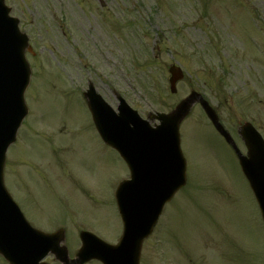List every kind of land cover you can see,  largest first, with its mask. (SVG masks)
<instances>
[{"label":"rangeland","instance_id":"rangeland-1","mask_svg":"<svg viewBox=\"0 0 264 264\" xmlns=\"http://www.w3.org/2000/svg\"><path fill=\"white\" fill-rule=\"evenodd\" d=\"M6 1L36 52L28 56L30 114L9 150L8 187L21 198L28 193L27 215L41 230L71 218L52 228L65 226L71 254L84 228L110 242L122 233L116 190L129 176L92 124L81 91L89 81L112 104L118 90L144 117L197 89L235 135L246 119L264 133V0ZM175 62L186 77L171 94ZM197 108L181 125L188 183L167 204L141 264H264L254 193L232 147ZM51 143L60 147L51 150Z\"/></svg>","mask_w":264,"mask_h":264},{"label":"water","instance_id":"water-1","mask_svg":"<svg viewBox=\"0 0 264 264\" xmlns=\"http://www.w3.org/2000/svg\"><path fill=\"white\" fill-rule=\"evenodd\" d=\"M4 0H0V20H6L7 11L5 10ZM4 27V26H3ZM0 26V98H3L6 94H12V92H18L23 89L24 85L27 82V78L23 71L14 69V64H16L20 59L25 61L24 51L26 48L27 42L21 39V33L9 34V39L4 37V34L8 32L7 27ZM18 35L21 41H18ZM11 54V57H10ZM27 63V62H26ZM26 67V65H25ZM27 68V67H26ZM14 69V70H13ZM15 71V72H14ZM171 72L173 73L172 77V90L176 91V81L181 78L184 74L181 72V69L178 67H172ZM19 75L18 77L15 75ZM201 99L198 93L193 92L188 98L183 100L175 110L169 114H160L157 118L161 120V125L157 126V130L153 131L147 129L146 125L142 124L139 117L133 111H123V114L120 117L114 119L112 116L114 114L103 104L96 101V98H93L91 101V108L94 112L95 121H97L99 129L105 139L113 144L118 150L124 151L129 145L127 141L128 135H130L131 141L136 139L133 137H142L143 135L150 133L153 141L157 140L163 144V153L167 159L171 162L176 163L177 167L173 170L172 174L174 175V182L171 184H162L159 187L154 186L152 190V201L154 206L162 207L165 201L170 199L174 192L186 183V164L182 157L180 148H179V124L184 117L189 113L191 105L196 101ZM205 108L209 112L211 118L215 122L219 130L227 137L236 148L235 143L229 136V134L219 125L218 117L215 114L214 110L209 107L207 103L204 102ZM115 117V116H114ZM117 121L119 125L118 133L113 132L112 127L108 125L112 124L113 121ZM107 124H106V122ZM128 125H127V123ZM130 124H134V128H130ZM2 124L0 123V127ZM129 131V134H128ZM16 132V126L8 132H5L1 135L0 140L5 141L4 145L0 148V153H2L6 145L14 140V134ZM157 132V133H156ZM241 135L247 139V145L249 147V157L241 155L238 151L241 159L242 166L247 176L252 182V185L255 187L256 192L262 198L261 202L264 205V142L262 141L261 136L255 131L251 124H245L241 128ZM156 138V139H154ZM150 141V140H149ZM176 157V158H175ZM130 162V161H128ZM5 157L0 155V207H3V210H0V222H4L3 213L7 211L5 207L8 205V202L5 198H9L4 189V179L3 169H4ZM130 167L132 166L129 163ZM136 176V175H135ZM263 188V193L261 189ZM160 191V194L159 192ZM130 187L128 183L122 184L118 190V203L120 205L121 213L125 221L127 230H125L124 237L121 241V245L111 246L93 234L89 232H84L80 237L84 242V247L79 254V262L82 263L93 257H97L105 262V264H123L125 259L128 260V264H139L140 252L142 247L143 239L149 234L150 229L155 223L156 219L151 220L150 227L144 232L139 231L137 225L129 226L127 223V216L130 212L133 215V218H136L138 215L140 218H143L141 214L137 212H132L131 208V196H130ZM6 205V206H5ZM10 210V207L7 206ZM161 209V208H160ZM264 210V206H263ZM159 212V211H158ZM157 212V213H158ZM15 223L17 219L15 218ZM142 221H140L141 223ZM38 242L33 250H25L24 252H17L16 248L9 250L6 245L5 240L0 236V250L6 254L11 262L15 264H38L39 259L42 258L43 254H38L40 248L43 245L45 252L52 251L57 254L58 258L62 261L68 263L69 258L67 250L65 247H61L60 243L64 240L63 233L56 234H47L44 232H37Z\"/></svg>","mask_w":264,"mask_h":264}]
</instances>
